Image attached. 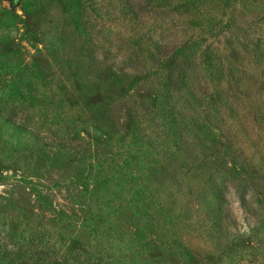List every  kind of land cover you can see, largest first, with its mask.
I'll return each instance as SVG.
<instances>
[{"label":"rangeland","instance_id":"rangeland-1","mask_svg":"<svg viewBox=\"0 0 264 264\" xmlns=\"http://www.w3.org/2000/svg\"><path fill=\"white\" fill-rule=\"evenodd\" d=\"M74 8L73 0H0V264H264V50L252 66L241 51L236 56L240 85L226 107L234 144L200 114L208 132L198 134L206 138L199 146L209 165H177L163 158L169 145L155 133L162 119L150 124L137 104H151L149 90L124 77L132 92L121 102V86L108 87L82 67L90 51L72 23ZM111 9L108 0L82 3V37L91 49L121 27ZM231 9L239 23L240 14L264 21L262 5ZM262 27L247 23L245 31ZM207 78L229 80L217 70ZM132 103L140 110L129 111ZM59 137L70 144L59 146ZM92 145L99 156H89ZM222 156L242 168L237 183L247 188L248 207L229 183L215 206L208 179ZM209 204L222 211L223 233L209 229ZM4 250L15 259L5 261Z\"/></svg>","mask_w":264,"mask_h":264},{"label":"trees","instance_id":"trees-1","mask_svg":"<svg viewBox=\"0 0 264 264\" xmlns=\"http://www.w3.org/2000/svg\"><path fill=\"white\" fill-rule=\"evenodd\" d=\"M73 1L75 8L70 16L72 23L77 28L75 31L78 36L81 35L84 49L90 51L82 67L84 66L89 76L96 80L103 79L108 87L113 83L121 86L117 95L121 102H127L132 92V88L128 87L130 85L124 83V77L131 78L129 83L133 87L141 84L149 90L151 104L144 99L137 104L150 124L158 125L162 119L161 126L155 128V133H160L169 145L163 151L166 162L189 165L202 161L209 165L200 149L201 142L206 138L198 139L199 133L205 137L208 132L200 122V114L214 119V125L221 126L225 131L222 132L221 129V137L228 138L234 144L232 119L226 107L231 105L229 99L235 98L230 95L231 91L240 85L239 76L234 74V70L239 68L236 56L244 53L248 59L247 64L253 65L257 52L264 50V21L263 17L247 18L240 14L244 22L239 23L234 20V10H227L231 3L264 6V0H108L112 4V12L117 11V21L121 27L117 28L118 31L113 30V35L110 31L104 37L103 43H108L100 49H91L94 44L90 43V39L82 37L85 29L84 23L80 21V11L84 0ZM219 3L222 13L216 11ZM250 19L252 22H248ZM247 23L249 27L253 24L263 27L257 29V32L247 33ZM130 39L137 40L136 46L126 44ZM123 44L125 46L122 49L117 47ZM239 45L242 50L238 49ZM136 47L138 50L135 51ZM151 62L154 65H150ZM138 68L144 70L142 76L134 72ZM215 70L229 80L214 85L207 77ZM130 106L129 111L140 110L133 103ZM256 113L260 115L259 112ZM143 116L141 115L139 124H144ZM58 142L63 148L70 144L62 137L58 138ZM260 146L264 153V144ZM90 148L89 156L100 155L96 145ZM260 160L259 167L264 170V157ZM214 166L218 169L214 176L209 177L208 182L215 194L214 201L218 204L215 206L220 207L225 201L226 184L229 183L233 185L241 206L248 207L247 188H242L237 183L241 178L239 175L242 168H230L224 156ZM226 176L229 177L228 180ZM216 178H220L221 182L216 183ZM207 207L209 208L204 217L208 219L209 229L217 234L223 233L222 211L212 209L211 204ZM235 236L241 237L240 234ZM237 242L236 238L230 239L229 246L233 247ZM1 253L7 258L5 261L15 259L11 251L4 250Z\"/></svg>","mask_w":264,"mask_h":264}]
</instances>
